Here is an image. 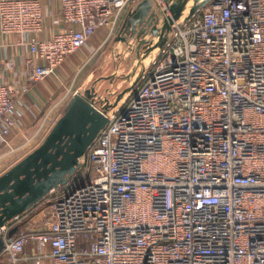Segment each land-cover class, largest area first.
<instances>
[{
	"label": "built area",
	"instance_id": "1",
	"mask_svg": "<svg viewBox=\"0 0 264 264\" xmlns=\"http://www.w3.org/2000/svg\"><path fill=\"white\" fill-rule=\"evenodd\" d=\"M135 1L60 0L66 27L46 37L41 0H0V35L34 58L13 88L0 69V159L14 150L31 85L102 29L104 42L115 38ZM6 64L22 71L16 57ZM79 91L54 102L32 138ZM108 116L44 229L0 230V264H22L31 240L50 242L54 264H264V0H209L175 21Z\"/></svg>",
	"mask_w": 264,
	"mask_h": 264
},
{
	"label": "water",
	"instance_id": "2",
	"mask_svg": "<svg viewBox=\"0 0 264 264\" xmlns=\"http://www.w3.org/2000/svg\"><path fill=\"white\" fill-rule=\"evenodd\" d=\"M163 1L165 9L159 0L135 1L113 40L116 42L130 34V37L138 38L141 47L144 46L142 51L138 48V54L144 57L143 63H146L138 80L120 93L118 86L117 90L107 91L106 94L98 89L101 78L93 80L89 87L71 98L41 145L0 176V230L53 188L66 189L71 185L81 173V157L107 124L109 110L139 83L144 71L170 39L175 21L180 24L185 22L209 0ZM19 227H12L7 236H13ZM4 246L5 234L2 232L0 253Z\"/></svg>",
	"mask_w": 264,
	"mask_h": 264
},
{
	"label": "crops",
	"instance_id": "3",
	"mask_svg": "<svg viewBox=\"0 0 264 264\" xmlns=\"http://www.w3.org/2000/svg\"><path fill=\"white\" fill-rule=\"evenodd\" d=\"M41 1L45 8L46 15L44 32L42 35L49 37L52 36L56 30L66 27V25L60 20L61 2L60 0ZM99 33L92 38V40H90L89 44L85 48V55H87V53H91V51L95 49V42L100 40L99 38L101 36H104L101 31ZM17 38L18 37L15 35H8L5 37L0 35V69L3 67L7 70L6 74L12 88L21 83V80L24 77L23 67L26 66V62L29 58H33L26 46H18ZM13 57L17 58L20 66L22 67V71H19L18 74L10 72L7 68L6 60ZM79 57L80 56H72L63 65L58 67L53 74L46 76L43 81L33 83L31 85V91L23 96L22 99L24 102L19 104V106L23 108L24 112L20 124L21 132L16 133L12 139V146L14 149L19 147L23 148L30 140H33L32 136L35 130L38 125L41 124L47 112L51 110L54 102L60 100L70 90H80V87L76 85L74 79H71L74 72V65L77 61H81ZM98 89H100V86ZM68 103L69 102L63 106L64 111ZM63 113L61 110L58 119ZM40 145L41 143L32 149V151ZM63 189L66 190L65 188H62V190ZM49 195L50 193H48L39 202L32 205V207L28 210L18 215V219H13L7 224L10 225V223L14 222V226L19 225L22 228L25 227L33 231L44 229L46 225L45 222L48 219L49 204L51 202V197ZM22 264H54L53 257L51 256L50 242L48 240L44 241L43 247L40 248L36 241H29L25 245L24 260Z\"/></svg>",
	"mask_w": 264,
	"mask_h": 264
},
{
	"label": "rangeland",
	"instance_id": "4",
	"mask_svg": "<svg viewBox=\"0 0 264 264\" xmlns=\"http://www.w3.org/2000/svg\"><path fill=\"white\" fill-rule=\"evenodd\" d=\"M159 1L165 9L166 3L163 0ZM103 31L102 29V34H104ZM104 38L105 35L101 36L99 38L100 40L95 42V49L91 51V53L84 55L83 52H80L77 54L80 56L79 58L81 61H77L75 64L76 66L74 65V72L71 79H74V82L80 87L81 91L89 87L96 78H101L98 84L100 86V93L104 92V94H106L105 92L107 91L117 90L118 86H120L118 91V93H120L138 80L140 70L146 64L143 63L144 57L138 54V48L142 51L144 50V46H140L136 36L130 37V34H127L116 42H113L114 38L109 42H104ZM124 38L126 39L124 40ZM113 73H115V75L112 76ZM113 99H115L114 96ZM48 132L49 130L42 131L39 136L36 138L33 137V140H30L25 147L16 148L1 158L0 176L17 164L21 158L26 157L37 145L42 143L46 135H48ZM8 150L9 148H5L4 151ZM77 181L79 180L77 179ZM63 192L64 189L62 190L61 187L58 188L57 191L50 193L49 196L51 199H54Z\"/></svg>",
	"mask_w": 264,
	"mask_h": 264
}]
</instances>
